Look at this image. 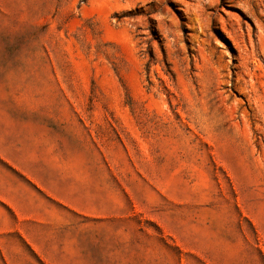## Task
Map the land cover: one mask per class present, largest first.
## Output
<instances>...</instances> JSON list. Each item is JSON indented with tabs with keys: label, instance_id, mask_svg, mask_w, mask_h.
<instances>
[{
	"label": "rangeland",
	"instance_id": "rangeland-1",
	"mask_svg": "<svg viewBox=\"0 0 264 264\" xmlns=\"http://www.w3.org/2000/svg\"><path fill=\"white\" fill-rule=\"evenodd\" d=\"M0 264H264V0H0Z\"/></svg>",
	"mask_w": 264,
	"mask_h": 264
},
{
	"label": "crops",
	"instance_id": "crops-1",
	"mask_svg": "<svg viewBox=\"0 0 264 264\" xmlns=\"http://www.w3.org/2000/svg\"><path fill=\"white\" fill-rule=\"evenodd\" d=\"M45 186H46V185H45ZM49 187H50V186L45 187V191L48 192V193H49V192H52L51 194L53 195L54 190L51 189L52 187H51V188H49ZM16 215H17V216H22V214L19 213L18 211H16Z\"/></svg>",
	"mask_w": 264,
	"mask_h": 264
}]
</instances>
